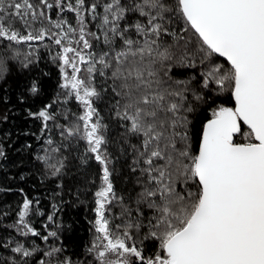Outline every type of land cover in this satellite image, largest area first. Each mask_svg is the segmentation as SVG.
Listing matches in <instances>:
<instances>
[{"label":"snow or ice","instance_id":"1","mask_svg":"<svg viewBox=\"0 0 264 264\" xmlns=\"http://www.w3.org/2000/svg\"><path fill=\"white\" fill-rule=\"evenodd\" d=\"M65 12L74 14L75 24ZM46 37L61 47V87L84 109L75 126L58 125L60 134L80 135L102 165L95 192L99 243L88 250L97 264H264V0H0V42ZM218 57L226 58L227 69ZM173 67L199 72L175 80L169 74ZM5 71L0 60V73ZM97 75L111 80L115 116L139 140L131 145L132 171L140 173L137 218L124 208L129 220L114 227L106 216L116 193L102 148L106 126L94 106L100 98ZM41 89L39 78L30 82L31 93ZM223 93L233 106L217 104ZM199 105L209 114L195 134L194 149L189 115ZM50 107L34 115L54 120ZM52 168L58 175L60 168ZM31 204L24 200L14 225L25 237L40 236L25 220ZM144 227V239L159 243L152 255L132 234ZM11 243H0L15 254L7 264H28L38 251L35 244ZM61 251L53 247L44 255ZM57 264L73 261L64 257Z\"/></svg>","mask_w":264,"mask_h":264},{"label":"trees","instance_id":"2","mask_svg":"<svg viewBox=\"0 0 264 264\" xmlns=\"http://www.w3.org/2000/svg\"><path fill=\"white\" fill-rule=\"evenodd\" d=\"M33 2L38 3V0ZM50 14L54 20L57 19L56 10ZM63 16L75 24L74 14L65 12ZM15 26L23 31L20 22L17 21ZM40 26L35 24L36 28ZM180 26L174 25L177 28ZM90 28L96 31L94 26L90 25ZM52 31L56 30L53 28ZM99 47L97 44V49ZM60 51L61 47L47 37L43 41L21 44L0 42V60L4 61L6 69L0 73V151L3 152L0 155V243L10 240L11 247L15 246L16 241L26 246L37 245L38 251L27 258L28 264H39L41 259L46 264H57L64 257L71 258L73 264H97L95 254L88 250L94 242L98 243L95 192L101 185L102 165L80 135L69 137L65 133L62 137L60 134L58 125L73 127L84 112L74 96L68 95V90L61 87ZM27 60L33 63L24 69L22 65ZM216 62L225 69L229 67L221 57ZM198 72L199 68L173 67L169 74L175 80H187L198 75ZM82 75L87 76L86 69L82 70ZM36 78L41 81L42 89L38 94H33L29 87ZM94 83L100 92L94 106L102 124L106 126L103 134L107 143L102 148L109 158L110 179L116 193V199L106 209V216L114 227L129 220L128 216H122L124 208L131 211L133 221L137 218L140 173L132 171L135 155L131 145H138L139 140L129 135L125 130L126 122L117 120L115 116L111 80L106 82L104 77L97 75ZM217 104L233 106L234 101L229 93H223L217 99ZM48 105H51L49 111L55 115L54 120L43 121L34 115ZM205 107L199 105L189 115L194 126L191 128L194 149L195 134L204 116L209 114ZM42 157L47 158V163ZM61 163L63 167H60ZM52 166L60 168L58 175L52 174ZM120 197H123V204ZM26 198L32 201L26 222L40 236H22L14 227ZM140 207L146 216L151 215L146 206ZM49 216H52L51 221ZM49 232H56L57 235L45 242L42 237ZM147 232L148 229L144 227L138 233L133 230L132 234L137 244L142 242L145 254L152 255L158 250L159 243L144 239ZM53 247L62 251L51 257L45 256L44 253ZM14 255L10 248L0 247V264H7Z\"/></svg>","mask_w":264,"mask_h":264},{"label":"rangeland","instance_id":"3","mask_svg":"<svg viewBox=\"0 0 264 264\" xmlns=\"http://www.w3.org/2000/svg\"><path fill=\"white\" fill-rule=\"evenodd\" d=\"M69 71H70V69H69ZM78 122H76V124H77ZM72 127V126H71ZM27 217V216H26ZM26 217H25V220H26ZM98 243H99V241H98Z\"/></svg>","mask_w":264,"mask_h":264},{"label":"water","instance_id":"4","mask_svg":"<svg viewBox=\"0 0 264 264\" xmlns=\"http://www.w3.org/2000/svg\"><path fill=\"white\" fill-rule=\"evenodd\" d=\"M222 59L226 60V58L221 57Z\"/></svg>","mask_w":264,"mask_h":264}]
</instances>
